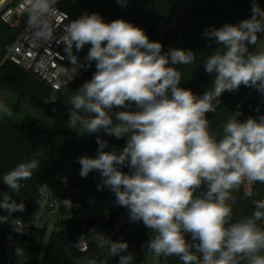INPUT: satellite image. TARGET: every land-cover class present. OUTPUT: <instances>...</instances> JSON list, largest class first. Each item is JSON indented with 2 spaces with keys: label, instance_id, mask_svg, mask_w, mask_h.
<instances>
[{
  "label": "clouds",
  "instance_id": "obj_1",
  "mask_svg": "<svg viewBox=\"0 0 264 264\" xmlns=\"http://www.w3.org/2000/svg\"><path fill=\"white\" fill-rule=\"evenodd\" d=\"M25 2L33 40L51 42V21L62 14L57 7L61 0ZM262 33L264 8L257 0H251L250 18L205 28L208 47L217 45L203 61L213 77L212 88L196 95L180 86L183 73L175 67L195 63L193 50L170 47L163 52V45L150 40L142 28L124 19L105 22L99 13L85 12L63 25L57 43L64 46L61 60L70 65L59 67L66 83L95 65L91 78L69 98L68 127L81 126L87 135H96L98 144L95 157L79 158V175L99 173L98 190H111L114 204L127 210L130 222H142L151 231L147 251L157 257L176 256L182 264H264V199L254 200L251 215L235 221L228 203L245 180L264 184V115L240 120L239 110L231 112L219 138L207 118L225 91L233 93L243 85L264 95V49L249 50ZM86 45L81 61L75 53ZM11 115L0 102V119ZM100 133L126 138L125 146L106 151L109 143ZM40 164L38 159L21 162L0 182L18 193L20 181L30 180ZM61 203L72 207L70 199ZM0 210L8 213L0 215L3 223L25 211V204L0 191ZM14 230L25 232L19 223ZM90 232L88 237L104 255H118L119 264H132L127 242L113 241L95 228ZM84 238L74 247L85 251ZM15 255L17 264H26L23 247Z\"/></svg>",
  "mask_w": 264,
  "mask_h": 264
},
{
  "label": "trees",
  "instance_id": "obj_2",
  "mask_svg": "<svg viewBox=\"0 0 264 264\" xmlns=\"http://www.w3.org/2000/svg\"><path fill=\"white\" fill-rule=\"evenodd\" d=\"M264 8V0H257ZM79 9L69 5L64 9L74 18L87 12L99 13L105 22L124 19L142 28L152 41L163 45V52L170 47L191 49L196 61L190 65H176L183 73L181 87L191 89L196 95L212 88V80L203 67V61L212 54L217 45L208 47L209 40L203 36L205 28L221 27L226 23L238 24L250 18L251 0H127L126 4L117 0H79ZM25 21H15L6 25L0 18V91L24 97L31 102L40 104L46 111L45 120H38L23 126L12 125L5 117L0 119V177L19 163L31 159L40 160V168L34 171L30 180L20 181L22 187L18 193H11L6 185L0 182V191L8 192L17 203L25 204V211L15 212L7 221L0 223V264H17L15 249L23 247L26 250V264H86L89 259H95L97 264H119V256H106L88 237L90 230L95 228L113 241L127 242L128 253L134 255L132 264H141L138 253L148 252L147 243L152 235L142 222L128 225L119 234L115 233L118 222L115 215L102 213L95 218H87L77 222L74 216L80 207L86 206L89 199L105 201L113 193L107 187L98 190L101 184L99 173L93 171L85 178L79 175L81 156L95 157L98 144L96 135H87L81 126L76 130L68 127L69 111L72 105L69 98L74 95L85 80L91 78L95 65L87 70H81L73 82L64 86L50 98L52 90L31 74L16 65L4 61L6 49L12 45L22 33ZM88 45L78 55L83 61ZM249 50H259L258 45L249 46ZM67 66L70 67L69 63ZM215 103V102H214ZM259 108V112L256 109ZM239 110L238 117L245 120L248 116L264 115V95L257 90L241 86L238 91H225L221 103L215 113H207L210 121V131L219 135L231 116V112ZM100 135L109 143L110 150H120L125 146V139H116L104 133ZM127 172V167L122 169ZM48 182L59 195V220L56 229L48 235V230H32L27 234H15L10 242L7 226L15 220L29 219L40 198L39 188ZM234 199L228 203L233 210V220L250 216L254 211V200L264 199V184L254 182L252 194L245 192V181L239 190L233 191ZM70 199L71 209L63 206L61 201ZM120 217L127 212L123 207L116 210ZM0 215L7 216V211L0 210ZM264 227V223H261ZM84 236L86 252L75 248L80 237ZM11 250L13 257L8 258ZM126 255L127 253H121ZM160 258L159 264H182L179 257ZM10 261V262H9Z\"/></svg>",
  "mask_w": 264,
  "mask_h": 264
},
{
  "label": "built area",
  "instance_id": "obj_3",
  "mask_svg": "<svg viewBox=\"0 0 264 264\" xmlns=\"http://www.w3.org/2000/svg\"><path fill=\"white\" fill-rule=\"evenodd\" d=\"M58 5L57 7L62 14H58L51 21L54 30V39L48 43H41L34 41L32 38L31 30L27 24L25 0H0V18L4 24L11 25L15 21H25L22 33L12 45L7 47L4 61L16 65L42 81L54 94H57L64 86L75 80L74 78L67 84L65 77L59 72L60 65L64 64L67 66L68 61L66 59L61 60V56L64 55V46L58 44L57 39L63 33V25L74 20V18ZM253 186L254 182L245 180V192L247 195L250 196L252 194ZM39 195L40 198L29 219L15 220L7 226V237L10 242L17 233L14 230V226L18 223L24 228L27 234L32 230H49V227L55 231L57 223L51 226L50 218L55 210H59V195L48 182H44L40 186ZM95 200L96 199H89L88 203H92ZM77 222L82 221L77 219ZM87 250L88 248L86 247V250L83 252ZM7 256L9 259L13 257L11 250L8 251Z\"/></svg>",
  "mask_w": 264,
  "mask_h": 264
},
{
  "label": "rangeland",
  "instance_id": "obj_4",
  "mask_svg": "<svg viewBox=\"0 0 264 264\" xmlns=\"http://www.w3.org/2000/svg\"><path fill=\"white\" fill-rule=\"evenodd\" d=\"M67 5L79 9V0H62L58 5L60 8L64 9ZM257 45L259 49H264V33L258 34ZM55 98V94L51 96V103ZM0 102H4L12 111L11 116H6L7 120L14 126H23L29 123L36 122L38 120H45L46 111L40 104L31 102L30 100L0 91ZM115 195L112 193L110 197L105 200H95L92 203L86 204V206L80 207L74 219H80L81 221L87 218H95L102 213L107 215H115L117 220L120 219V215H116V210L120 207L114 204ZM59 220V210H55L50 218V225H55ZM48 235L53 232V229L49 227ZM138 258L141 264H159L160 258L153 255L150 252L138 253Z\"/></svg>",
  "mask_w": 264,
  "mask_h": 264
},
{
  "label": "water",
  "instance_id": "obj_5",
  "mask_svg": "<svg viewBox=\"0 0 264 264\" xmlns=\"http://www.w3.org/2000/svg\"><path fill=\"white\" fill-rule=\"evenodd\" d=\"M132 224V222H130L129 217H128V212H125L120 219L118 220L116 226H115V233L119 234L123 231V229L125 227H127L128 225Z\"/></svg>",
  "mask_w": 264,
  "mask_h": 264
}]
</instances>
